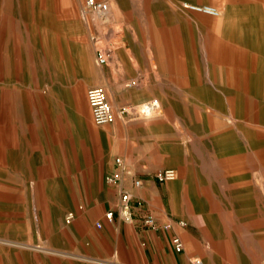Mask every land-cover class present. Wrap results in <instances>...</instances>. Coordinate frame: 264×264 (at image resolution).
I'll use <instances>...</instances> for the list:
<instances>
[{
  "label": "rangeland",
  "instance_id": "374dc122",
  "mask_svg": "<svg viewBox=\"0 0 264 264\" xmlns=\"http://www.w3.org/2000/svg\"><path fill=\"white\" fill-rule=\"evenodd\" d=\"M109 2L104 19L86 0H0V264H106L77 248L87 249L86 215L125 143L115 124L129 117L162 120L134 142L177 168L163 184L178 185L192 228L230 264H264V0ZM135 79L138 99L111 96L107 82ZM97 84L116 123L93 120ZM156 96L154 115L120 111Z\"/></svg>",
  "mask_w": 264,
  "mask_h": 264
},
{
  "label": "crops",
  "instance_id": "0c3cea01",
  "mask_svg": "<svg viewBox=\"0 0 264 264\" xmlns=\"http://www.w3.org/2000/svg\"><path fill=\"white\" fill-rule=\"evenodd\" d=\"M215 8L219 14L220 10ZM113 10L111 3L109 15L113 14ZM229 21L228 18L226 23L228 24ZM136 76L142 78L141 72H136ZM131 82L126 83L125 87L122 84L117 86L107 82V87L111 96L119 94L124 96L123 99L134 101L141 95L137 88L140 84L136 79ZM133 86L137 91L126 88ZM79 92L77 100L84 107ZM161 95L166 100L170 91L162 90ZM108 97L112 102L109 94ZM156 97L162 104V99L159 96ZM149 99L151 98L145 100ZM84 110L89 114L88 108L84 107ZM130 119V117L122 119L121 123L115 119L113 122H117L116 132H124L125 143L124 146L117 145L114 148L107 163L109 168L107 174L116 169V158L121 157L130 174L141 178L143 185L135 186L128 175L122 187L107 184L100 190L95 201L94 215H86L83 232L86 236L87 249L77 248V253L86 254L96 263L99 259L103 260L106 264H196L194 259L201 260V264H230V258L225 257L227 255L216 246L212 235L207 236L206 233L192 228L189 221L190 209L187 203L181 204L178 200V185L163 184L156 180L157 171L175 167L168 165L164 154L158 157V154L150 153L149 146L138 147L134 142L136 134H140L144 128H149L148 132H152L155 127L161 126L162 120L156 118L145 122L147 118ZM175 169L178 174L177 168ZM122 188L133 194V217L129 219L124 218L118 212ZM109 210L115 212L112 219L106 217V212ZM146 214L154 216L158 223L157 227L143 225L142 217ZM180 221H185V225H182ZM98 223L101 224L100 227ZM175 236H179L184 243L182 251L175 248L173 241Z\"/></svg>",
  "mask_w": 264,
  "mask_h": 264
},
{
  "label": "built area",
  "instance_id": "2783aa9c",
  "mask_svg": "<svg viewBox=\"0 0 264 264\" xmlns=\"http://www.w3.org/2000/svg\"><path fill=\"white\" fill-rule=\"evenodd\" d=\"M110 2L109 0H86V9L93 13L96 16L107 19L109 17L110 11ZM191 8L195 10L205 11L211 14H218V11L215 7L210 5L198 6L191 5ZM112 53V48L110 46H101L97 48V58L99 63H106L109 60V57ZM87 98L89 105L92 110V115L95 123L99 125L111 123L115 121L117 117V111L114 108L112 102L110 101L105 87L102 85H93L89 87L87 91ZM161 101L158 97H153L149 100L133 104L130 107H123L120 111L121 113L130 112L136 113L141 117L151 116L157 113L160 110ZM130 175L132 178L133 184L137 187L143 185V180L137 178L130 174L129 170L124 164V161L121 157L116 158V169L107 174L106 181L111 185H118L122 187L123 181L126 176ZM177 171L175 168H164L160 169L155 173V178L158 182L164 183L167 181L174 180L177 177ZM133 194L131 191L122 188L120 202L118 204V212L124 218L133 217ZM114 210H109L106 212V217L112 219L114 217ZM72 217V214L69 215V219ZM142 223L146 227H157L158 223L153 215L146 214L142 217ZM182 225H185V221H180ZM100 227L101 224L98 223ZM175 248L178 251L184 249V243L179 236H175L174 239ZM196 264H201V260L194 259Z\"/></svg>",
  "mask_w": 264,
  "mask_h": 264
},
{
  "label": "bare ground",
  "instance_id": "6f19581e",
  "mask_svg": "<svg viewBox=\"0 0 264 264\" xmlns=\"http://www.w3.org/2000/svg\"><path fill=\"white\" fill-rule=\"evenodd\" d=\"M218 11V10H217ZM84 98V97H83Z\"/></svg>",
  "mask_w": 264,
  "mask_h": 264
}]
</instances>
